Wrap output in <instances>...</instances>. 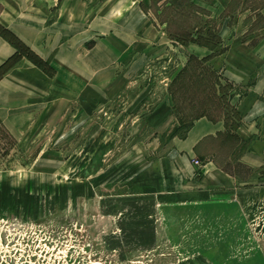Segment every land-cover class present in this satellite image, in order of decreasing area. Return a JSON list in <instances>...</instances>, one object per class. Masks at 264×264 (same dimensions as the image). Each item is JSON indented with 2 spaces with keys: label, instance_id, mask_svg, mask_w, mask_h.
<instances>
[{
  "label": "rangeland",
  "instance_id": "1",
  "mask_svg": "<svg viewBox=\"0 0 264 264\" xmlns=\"http://www.w3.org/2000/svg\"><path fill=\"white\" fill-rule=\"evenodd\" d=\"M146 8L155 47L141 74L115 65L97 95L83 88L60 127L21 140L0 127V264H264L263 178L241 208L150 207L122 196L123 176L144 163L138 156L149 162L195 117L226 113L212 76L207 83L214 73L226 85L224 65L200 64L173 37L217 35V53L230 40L257 44L264 0H152ZM183 71L201 74L199 85L174 89Z\"/></svg>",
  "mask_w": 264,
  "mask_h": 264
},
{
  "label": "crops",
  "instance_id": "2",
  "mask_svg": "<svg viewBox=\"0 0 264 264\" xmlns=\"http://www.w3.org/2000/svg\"><path fill=\"white\" fill-rule=\"evenodd\" d=\"M150 1L0 0V25L53 70L47 75L21 59L3 75L0 127L17 140L35 128L60 127L83 88L89 86L97 95L99 78L113 76L115 65L128 69L131 65L141 74L147 55L152 57L148 48L155 47L146 36H152L146 10ZM250 42L232 45L230 40L225 52L208 61L224 65V79L232 86L228 100L239 113L238 127H228L231 117L225 113L195 117L183 136L170 138L164 154L149 162L145 155L137 157L144 163L123 176L124 198L138 204L143 198L150 207L241 208V197L257 192L258 178L264 180L259 174L264 169V39ZM183 46L200 60L211 56L205 47ZM14 53L0 36V66ZM221 146L226 151L224 163Z\"/></svg>",
  "mask_w": 264,
  "mask_h": 264
},
{
  "label": "trees",
  "instance_id": "3",
  "mask_svg": "<svg viewBox=\"0 0 264 264\" xmlns=\"http://www.w3.org/2000/svg\"><path fill=\"white\" fill-rule=\"evenodd\" d=\"M0 36L6 40L14 49L15 53L7 59L1 66H0V79L3 77V75L9 71L11 68H13L21 59H26L29 62H31L34 66H36L38 69L43 71L47 75L52 74V69L49 67V65L44 62L36 53H34L29 47H27L23 42H21L12 32H10L8 29L4 28L3 26L0 25ZM188 38L186 39H178L177 36H174L179 43L182 45H188V44H195L197 46L205 47L209 51H211V56L205 59H202L199 61L200 64H205L207 63L213 56L219 55L220 53L215 52L218 48L219 45V37L212 36V39L209 37H203V36H198L196 38H193L192 34H188ZM213 40H217L218 43H214ZM193 59L190 58L189 62L192 61ZM206 71H208L206 69ZM192 74V73H190ZM188 76V73L183 71L179 77L175 78V83H173V87L180 86V89L183 87L187 86H194L197 87L199 83L201 82L200 79L202 78V75H190ZM212 76V79L215 80V87L217 89V94L220 97V102L223 103L225 110V116L226 117H231L229 121V128L231 130H234L238 127V123L236 122L239 118V113L230 106L228 98L231 96V91H232V86L229 83H226V85H222L221 82H219V79L215 78L214 73H209L208 74V79L207 83L209 81V78ZM175 84V85H174ZM174 87V89H175ZM172 90L173 97L177 95L176 90ZM227 100V102H226ZM199 116H208L207 114L203 113ZM228 124V121H227Z\"/></svg>",
  "mask_w": 264,
  "mask_h": 264
},
{
  "label": "built area",
  "instance_id": "4",
  "mask_svg": "<svg viewBox=\"0 0 264 264\" xmlns=\"http://www.w3.org/2000/svg\"><path fill=\"white\" fill-rule=\"evenodd\" d=\"M195 166H200V163L198 161H194Z\"/></svg>",
  "mask_w": 264,
  "mask_h": 264
}]
</instances>
